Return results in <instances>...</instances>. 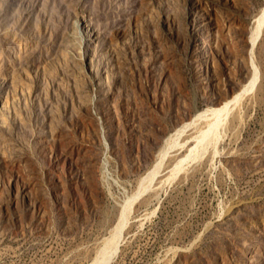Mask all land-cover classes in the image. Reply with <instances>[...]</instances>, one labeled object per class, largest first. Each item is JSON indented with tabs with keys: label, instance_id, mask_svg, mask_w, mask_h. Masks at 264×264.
I'll use <instances>...</instances> for the list:
<instances>
[{
	"label": "rangeland",
	"instance_id": "obj_1",
	"mask_svg": "<svg viewBox=\"0 0 264 264\" xmlns=\"http://www.w3.org/2000/svg\"><path fill=\"white\" fill-rule=\"evenodd\" d=\"M263 6L0 0V264H98L121 211L106 264H264ZM253 68L226 130L180 137L155 167Z\"/></svg>",
	"mask_w": 264,
	"mask_h": 264
},
{
	"label": "bare ground",
	"instance_id": "obj_2",
	"mask_svg": "<svg viewBox=\"0 0 264 264\" xmlns=\"http://www.w3.org/2000/svg\"><path fill=\"white\" fill-rule=\"evenodd\" d=\"M264 24V6L261 7L260 11L258 12V14L256 15L254 21H253V27H252V33H251V46L254 44V42L256 41V39L258 38V35H259V32H260V29ZM250 57V56H249ZM256 68V67H255ZM254 69V68H253ZM252 69V70H253ZM258 70L254 69L251 73V77L250 79L248 80V82L246 84H244L240 90L235 93L230 99H227L225 100L224 102H222L219 106L215 107V108H206V109H203V110H195L194 114L191 116V118L184 122L183 124H181V126L179 128H177L174 133H173V136H174V141H172L170 143V145L168 144L167 147L163 150H161L160 153V157L158 159L155 165V167H159L162 163V160L163 158L166 157V155L169 153V150L173 147L176 148V146H180V143L178 144L176 141L178 139H180V137H185L187 136V139H183L184 142H182L183 144H181L182 146V149H184V145H188V144H191V140H189L190 138H193L194 134H204L206 136V134H208L209 132L213 131L214 133L221 129H225L223 127H226L227 125V121H228V117L230 116L229 114L231 113L230 111L235 108L236 105H238L239 103V100L241 102V100L243 98H245V96L248 95V93L254 89V86L256 84V81H257V73L259 72H256ZM242 98V99H241ZM226 130V129H225ZM223 130V131H225ZM220 132V131H219ZM170 134V133H169ZM172 134V133H171ZM211 134V133H209ZM219 134V133H218ZM217 134V135H218ZM185 135V136H184ZM216 137H219L220 136H217ZM172 136V137H173ZM193 136V137H191ZM203 136V135H202ZM210 136V135H209ZM197 137V136H196ZM204 137V136H203ZM213 137V136H212ZM189 138V139H188ZM195 138V137H194ZM202 138V137H200ZM198 138V139H200ZM168 139V138H167ZM182 139V138H181ZM197 138L196 139H193L194 141L195 140H198ZM204 139V138H203ZM214 139H216L214 137ZM170 140V138L168 139ZM172 140V138H171ZM192 140V142H193ZM203 141V140H202ZM216 141V140H215ZM167 142V140H166ZM170 142V141H169ZM168 143V142H167ZM199 143V142H198ZM197 143V144H198ZM201 143H199V147L201 148L200 146ZM192 145V144H191ZM203 145V144H202ZM192 147V146H191ZM197 147V146H195ZM195 147H192V148H189V150L187 151V153H185L184 155L178 157L174 163L172 164L171 166V169H170V175H176L177 176V173L180 171V169H182V167L184 165H186L187 163H190V161L192 160V157L194 156L192 153L195 152L194 149H198V148H195ZM199 148V149H200ZM198 149V150H199ZM206 150V148H204ZM172 150V149H171ZM170 150V151H171ZM179 150H180V147H179ZM160 151V150H159ZM177 151V150H176ZM202 151V150H201ZM200 151V152H201ZM172 153H174V151H172ZM196 153V152H195ZM200 156L202 153H199L197 152ZM171 154V153H170ZM193 155V156H192ZM198 155V156H199ZM197 156V157H198ZM194 159V158H193ZM164 164H162L161 166L163 167ZM153 167V166H152ZM154 168V167H153ZM156 169L154 168V170L152 169L151 172H149L148 174L146 175H149L151 177L149 182L152 180L151 178L154 177V175L156 174ZM169 171V170H168ZM157 172H158V168H157ZM162 172V171H160ZM160 174V173H158ZM169 175V177H170ZM144 177V176H143ZM147 177V178H148ZM172 178V177H170ZM168 178V180L170 179ZM144 180V179H143ZM142 180V181H143ZM145 180H146V177H145ZM154 180V179H153ZM167 180V181H168ZM171 180V179H170ZM152 182V181H151ZM141 184V182H140ZM139 184V185H140ZM149 183H147L148 185ZM146 186L145 184L144 185H140L138 188H137V191L131 195V197H129V204L130 202H132L133 200H135L137 197H139L142 193H144V191L146 190ZM128 204V205H129ZM131 204L129 206H126L127 207H130ZM126 208L124 210H126ZM127 212V211H126ZM126 216L127 214L125 215V213L123 211H121L119 217H118V220H117V223L115 224V226L113 227V239L114 240H111V244H110V247L108 246V249L101 255V257L99 258L98 262L97 260L95 262H97L98 264H106L108 263L109 259L114 255L115 251H116V247H117V239L118 237L120 236V233L121 231L123 232L122 228L123 226L125 225V219H126ZM111 234V235H112ZM121 241V240H120ZM118 241V242H120ZM110 243V242H109ZM120 244V243H119ZM118 244V245H119ZM101 254V253H100ZM96 264V263H94Z\"/></svg>",
	"mask_w": 264,
	"mask_h": 264
}]
</instances>
